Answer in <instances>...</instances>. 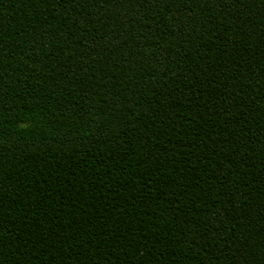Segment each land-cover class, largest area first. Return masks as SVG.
I'll use <instances>...</instances> for the list:
<instances>
[{
    "label": "trees",
    "instance_id": "16d2710c",
    "mask_svg": "<svg viewBox=\"0 0 264 264\" xmlns=\"http://www.w3.org/2000/svg\"><path fill=\"white\" fill-rule=\"evenodd\" d=\"M0 264H264V0H0Z\"/></svg>",
    "mask_w": 264,
    "mask_h": 264
}]
</instances>
